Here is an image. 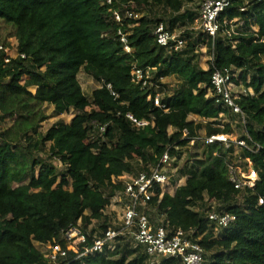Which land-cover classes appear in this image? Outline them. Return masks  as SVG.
<instances>
[{"label": "trees", "instance_id": "trees-1", "mask_svg": "<svg viewBox=\"0 0 264 264\" xmlns=\"http://www.w3.org/2000/svg\"><path fill=\"white\" fill-rule=\"evenodd\" d=\"M186 2L0 0V23L13 32L18 52L25 55L6 62L5 51L0 50V87L14 97L50 103L56 115L75 112L69 123L60 119L45 133L38 131L37 124L32 134L24 131L22 137L7 140L0 130V264H57L45 257L37 243L57 240L65 246L61 230L80 220L87 231L92 219H97L89 230L91 244L96 232L117 226L105 210L115 196L124 194L125 181L118 177L148 170L167 151L177 156L173 167L179 177L187 176L186 183L174 195L162 197L157 186L148 214L167 227H195V237H200L206 250L205 259L210 253L209 264H264V202L259 204L261 198L264 201V0H233L222 13V18L244 20L239 29L242 34L228 37L222 31L214 39L202 33L196 36L189 29L181 33L186 47L171 51L157 43L154 27L167 21L175 31L179 23L194 24L196 12H183ZM126 5L159 6L167 17L158 18L155 13L116 22L114 11ZM120 27L128 32L132 53L124 49ZM204 37L213 56L208 69L200 66L197 52ZM134 66L151 68L154 85L144 88L133 82ZM226 67L238 69L243 83L254 91L237 100L246 115L248 134L254 144L262 146L256 153L242 152L254 160L259 174L253 189L238 190L230 180L227 161L233 160L228 158L233 157L234 146L227 149L212 144L202 152L187 149L180 163L186 151L181 130L222 131L190 117L219 119L221 113L230 114L207 96L213 90V72ZM81 69L100 84L92 99L78 79ZM170 76L180 79L179 86L170 89L161 82ZM30 86L36 87L35 92ZM158 92L169 111L148 99ZM128 114L149 123L138 125ZM101 125L106 131H100ZM224 130L231 132L232 127L227 124ZM176 145L181 146L179 151ZM44 150L50 161L39 156ZM52 159L65 167L63 173ZM207 195L219 201L218 211L237 216L219 236L207 218L212 208L205 200ZM115 246L81 257L71 250L68 264H184L178 258L151 263L148 254L132 247L129 240Z\"/></svg>", "mask_w": 264, "mask_h": 264}, {"label": "built area", "instance_id": "built-area-1", "mask_svg": "<svg viewBox=\"0 0 264 264\" xmlns=\"http://www.w3.org/2000/svg\"><path fill=\"white\" fill-rule=\"evenodd\" d=\"M107 3H112V0H106ZM233 0H201L198 13V27H192L191 30H198L206 36L215 39L220 32L224 31L223 35L231 37L232 34H242L238 29L234 30L238 23L244 25V20L236 17L233 19L222 18V13L232 5ZM142 15L135 11L134 5H126L125 8L114 11V19L116 22H123V18L139 19ZM131 27L133 25H130ZM258 31L257 27H254ZM118 35L124 45V49L128 53L133 52V48L129 43L128 32L122 27L118 30ZM154 35L157 43L163 47L173 51H180L187 45V40L181 37V33L171 31L164 21H160L154 27ZM264 42V37L261 39ZM0 50L5 51L6 62H10L11 57L22 56L18 51L15 56L10 55V48L0 45ZM212 60H213V56ZM259 57H263L259 55ZM211 60V61H212ZM133 82L141 85L144 88H150L154 85L152 82V69L141 68L134 66L131 70ZM250 76H248V80ZM163 83V81L161 80ZM213 90L207 95L215 98L216 103L230 110V114L238 117L242 126L243 132L241 135L232 138V133L227 132L221 122L224 117H232L225 113L220 114L219 119H202L199 116L196 121H202L205 124L210 123L213 128H220L222 131L208 133L206 130H200L197 133H191L187 128L180 131L181 139L186 140L183 149L202 152L205 147L212 144H220L225 148L234 146L236 150L228 158L233 159L227 161L229 168L230 180L238 190L245 188L253 189L259 179L258 171L255 168L254 160L249 156H244L242 152L245 149L258 152L262 146L254 144L251 136L248 134L245 123L246 115L238 104L237 100L243 95L249 93L254 94L251 87H247L240 78L238 69L226 67L216 69L212 74ZM110 88L111 86L108 85ZM158 88L159 85H156ZM163 94L158 92L155 95L150 94L148 99H153L154 104L165 111H169L166 104L162 101ZM128 116L138 125H146L149 121H138L133 115ZM233 119V118H232ZM218 120V122H216ZM231 125V123H228ZM100 131H106V126L101 125ZM170 133L173 128L169 129ZM246 137V138H244ZM248 139L251 141L249 142ZM177 151L181 149L180 145H176ZM215 155L219 154V150L214 151ZM177 156L167 151L160 159L157 165H152L148 170H143L137 175L125 174L129 179H125L124 175L118 177L125 181L124 194L120 195L122 215L120 221L115 223L117 226L109 227L96 232L93 235L91 244L89 243L90 229L85 231L83 222L80 220L77 223L69 225L61 230L60 236L64 240L65 246L57 241L48 242L44 245L45 257L52 263L68 264L69 251H74L78 257L86 254H95L103 252L105 249L114 250L117 242L129 240L135 247H141L144 252L150 257L151 263L160 262L163 259L178 258L184 264H203L205 262L206 250L199 242L200 237H195L196 228L183 229L177 227H167L162 220H155L153 216L148 214V203L154 195L157 194V186L160 187V197L165 193L174 195L176 189L173 162ZM187 179V176H182ZM174 187V189H172ZM208 207L207 218L210 224H214L215 236H218L216 230L222 231L224 228L230 227L236 220L237 216L234 213L227 211H218L217 206L219 201L210 196L205 198ZM261 198L259 204H263ZM93 220V219H92ZM94 221V220H93ZM96 226V224H95ZM92 228V227H91Z\"/></svg>", "mask_w": 264, "mask_h": 264}, {"label": "rangeland", "instance_id": "rangeland-1", "mask_svg": "<svg viewBox=\"0 0 264 264\" xmlns=\"http://www.w3.org/2000/svg\"><path fill=\"white\" fill-rule=\"evenodd\" d=\"M200 1L201 0H187L185 4V8L183 10H191L196 12V19L194 24H188V23H179V26L175 29V33H183L186 30L191 29L192 27H198V13H199V7H200ZM135 7V6H134ZM136 10L141 13V15H153L156 13V17H167L164 14V10L162 7L155 6V7H145V6H137ZM167 24V21H164ZM243 25L241 23H238V25L235 26L234 30L237 32L238 29H240ZM195 35L197 36L199 33L198 30H194ZM6 44V47L10 48V55L15 56L18 49V40L16 36L13 34V32L6 27L3 23H0V45ZM208 39L206 37L202 38L198 48L197 52L199 53V64L203 69H208L209 65L212 60V55L209 52L208 49ZM264 59V57H263ZM78 79L81 83V86L84 90V93L92 99V93L94 89L98 88L100 84L89 74H87L83 69L78 74ZM25 80V79H24ZM23 80V81H24ZM161 80L163 83L167 84L170 89H173L174 87L179 86L181 83L180 79L176 76H170V77H162ZM31 91L35 92L36 87L30 86L29 88ZM172 91V90H171ZM95 107V106H92ZM89 107L88 109H90ZM75 112L72 109L71 111L56 115L54 111V106L50 103H37L35 100L28 98L27 96H19L14 97L13 95H10L8 92H5L3 88L0 87V116L3 118H0V130L2 131L3 137L7 140H11L14 137H22L24 131H28L30 134L33 133V126H38V131L45 133L51 126L56 124L60 119H63L65 122L69 123L72 118L74 117ZM42 116H47L48 118L45 120H41ZM191 119H198L199 117L196 115H192L190 117ZM223 122L221 124L224 127H227L228 123H231V133L232 138L237 137L238 135H241L243 132L241 124H239L240 120L238 117H235L234 119H229V117H224L222 119ZM236 150V149H235ZM39 156L43 157L47 161H50L49 158V152L48 150H44L43 152H40ZM186 159V153L183 154L182 158L180 159V163H183ZM53 163L57 166L58 171L60 173H63L65 171V167L61 165L57 160L52 159ZM174 177L175 182L173 184L175 187L183 185L186 183L185 177H179L177 169L174 170ZM124 178L127 180L129 179L128 175H124ZM174 189V187H172ZM121 196H115L111 202L110 205L105 210V213L111 218V221L113 223H117L120 221L121 215H122V208H121ZM218 207V206H217ZM153 219L157 220L156 217H153ZM94 220V221H93ZM92 223L88 224L89 229L91 227H94L95 224H97V219H93ZM217 235L219 236L220 231L216 230ZM123 242V241H122ZM38 246H40L42 249L44 248V245L37 243ZM132 247H135L133 243H131ZM116 246H114L115 248ZM209 255L206 256V261L203 264H209Z\"/></svg>", "mask_w": 264, "mask_h": 264}, {"label": "clouds", "instance_id": "clouds-1", "mask_svg": "<svg viewBox=\"0 0 264 264\" xmlns=\"http://www.w3.org/2000/svg\"><path fill=\"white\" fill-rule=\"evenodd\" d=\"M107 2V1H106ZM139 13V12H138ZM141 14V13H140ZM142 17V16H141ZM129 27H131L130 25H129Z\"/></svg>", "mask_w": 264, "mask_h": 264}]
</instances>
